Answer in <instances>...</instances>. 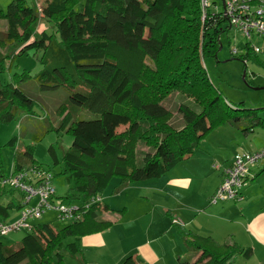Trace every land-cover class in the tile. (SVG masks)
<instances>
[{
  "label": "trees",
  "instance_id": "16d2710c",
  "mask_svg": "<svg viewBox=\"0 0 264 264\" xmlns=\"http://www.w3.org/2000/svg\"><path fill=\"white\" fill-rule=\"evenodd\" d=\"M9 1L6 11L0 10L5 28L0 31V74L10 68L9 58L29 52L39 54L42 68L34 77L36 93L29 92L24 85L31 78L28 70L14 72L10 80L0 82V125L17 120L22 112H33L35 106L48 116L43 98L46 93H54V114H62L55 129L68 134L70 143L60 159L52 145L47 151L51 164L61 163V172L73 177V194L58 198L78 199L82 215L77 220L61 221L58 229L49 223L32 224L30 233L14 247L0 241V264H65L60 247L66 239L97 233L112 224L100 215L109 210L101 201V193L113 176L119 177L120 185L157 178L187 158L213 128L228 123L252 131L258 125L264 126V118L256 109L226 100L199 63L200 56L215 57L220 49V32L230 29L222 10L213 11L209 6L202 19L196 0L201 17L191 27L176 23L189 0H84L81 4L77 0H33L35 6L27 5L26 0ZM39 19L53 24V32H36ZM173 23L176 26L171 33L169 27ZM179 39L172 74L165 81L156 78L157 92L183 90L188 84L207 96L193 97L195 104L189 102L200 109L180 103L177 111L183 127L161 133L153 151L145 152L139 164H128V157L123 154L125 139L117 129L129 125L131 133H143L145 123L168 116L160 94L143 100L139 94L150 64L159 61L169 42L175 44ZM242 49L243 52L232 56L244 64L251 59L264 66L250 42H245ZM52 103L55 105V100ZM126 103L133 106V113L124 111ZM242 118L250 123L238 122ZM20 156L28 158L29 163L18 161ZM1 167L0 159V197L8 194L7 198H0V215L7 217L25 203L24 194L13 186L7 189L3 180L29 167L50 170L34 158L30 147L16 151L10 175L3 173ZM249 177L248 173L246 182ZM181 234L188 249L194 247L199 256L179 257L178 264H230L238 255L244 259L251 256L250 248L218 244L209 236L190 230H182ZM64 248L70 256H80L76 259L78 264H95L83 259L84 248L76 241L65 243ZM122 264L140 263L136 255H128Z\"/></svg>",
  "mask_w": 264,
  "mask_h": 264
},
{
  "label": "rangeland",
  "instance_id": "374dc122",
  "mask_svg": "<svg viewBox=\"0 0 264 264\" xmlns=\"http://www.w3.org/2000/svg\"><path fill=\"white\" fill-rule=\"evenodd\" d=\"M196 0H189L188 5L184 12L180 13L179 20L176 23L183 25L190 24L191 27H195L200 22V15L197 11ZM216 2L218 9L222 10V0H209ZM10 1L0 0V6L2 11H6L7 5ZM84 0H77L78 4L83 3ZM27 5L35 6L33 0H26ZM37 7V6H36ZM1 8V7H0ZM176 24L170 25L171 31H174ZM53 24L50 22L39 19L35 24V31L45 29L47 32H53ZM195 29V28H194ZM223 29V28H222ZM3 21L0 20V31H4ZM171 33H174V32ZM189 37V34H187ZM220 49L216 53L215 57H202L200 56L199 63L205 68L208 79L212 85H214L229 102L238 105L243 102V106L251 109H256L257 114L264 118V66L258 62L249 59L247 63L231 55V49L237 48L238 51L243 52L245 42H250L251 46L260 47L261 52L258 55V59L264 61V37L253 35L251 39H247L241 32L235 29L222 30L219 35ZM169 42L164 49L158 62L150 64V67L145 71L143 81L145 86L139 96L141 100L156 98V94H160V102L168 109L169 114L166 118L160 120H154V122H147L143 127H147L143 133L138 131L137 134L131 133L129 125L119 126L117 132L123 135L125 139L123 154L127 155L128 164H139L141 158L145 152L153 151L155 141L161 139V133H167L169 131H175L183 127L184 123L180 113L177 111L180 103H194L196 98H204V92L201 89H191L186 84L183 90H168L164 93L157 92L156 78L160 81H165L172 74L173 63L175 62L176 49L175 45L181 43V39L175 42ZM8 51V49H6ZM203 58V59H202ZM10 68L6 69L4 74H0V82L10 80V76L14 73H20L23 70H28L31 74V78L24 85L28 88L29 92L36 93L34 77L40 72L42 65L39 62V54H33L29 52L9 58ZM243 70H245V77L243 78ZM191 75V74H190ZM259 88V89H257ZM197 90L193 93V91ZM42 95L41 93H37ZM54 93H46L43 98V104L48 116L45 115L43 109L35 106L33 112H22L19 114L18 119L8 124L0 125V159L1 170L3 173L11 174L13 168V160L16 151L21 152L24 149L30 147L34 158L43 164V168L50 170L52 173V186L55 189V204L59 203L60 196H65L70 193L73 194V177L61 172L62 166L60 164H51V159L48 155V147L52 145L60 159L62 153L68 148L70 143V136L68 134L57 132L56 124L61 118L62 114H54L56 107V99ZM55 100V105L53 101ZM193 108L200 109V107L194 104H190ZM124 111L134 112L133 106L126 103ZM87 116L86 114H84ZM238 122L242 124H249V119L242 118ZM256 127V126H255ZM244 127H237L236 133L230 135L227 139H221L225 141V144H221L222 150L219 151V155H226L231 146L239 145L240 148L248 150L253 147H258L264 143V126L258 125L254 131L249 132L247 135L244 133V139H242ZM215 129V128H213ZM211 129L210 132L213 130ZM209 132V133H210ZM212 133V132H211ZM211 133L209 135H211ZM224 134V133H223ZM220 138L225 137L223 135ZM206 136V135H205ZM202 138V140L205 138ZM217 136V135H216ZM236 136L239 139L236 143ZM247 136V140H246ZM232 137L235 139L232 140ZM230 138V139H229ZM202 140L200 142H202ZM210 141L208 140L206 145ZM206 145L203 146L206 147ZM241 150V149H240ZM18 161H23L25 164L29 163V159L25 157H19ZM213 166L218 167L217 163H213ZM250 180V179H249ZM120 183L118 176H113L106 188L101 193L103 200L110 205L114 210L103 211L100 215L102 219H117L113 228L107 229L103 234L109 235L105 245L101 246H86L83 250V258L96 262L97 264H122L115 258L116 251L120 248H127L129 245L133 246V253H139L141 264H178L176 258L179 256H186L188 254H194V257L199 256V251L194 247L188 249L184 244V239L177 232L178 224H182L181 221L176 223L168 216H161L156 209V204L162 197L156 196V190L152 188L156 183V178L147 179L139 182H133L129 184L125 189L115 190ZM248 183V181L246 182ZM7 189L10 187L7 184ZM144 185V186H143ZM150 187V189L148 188ZM152 188V189H151ZM4 195V196H3ZM0 198L3 200L8 197L7 192ZM38 197L34 196L30 199V202L26 206H35L38 203ZM71 204L78 205V199H69ZM212 203V202H210ZM124 209V214L118 210ZM13 209L9 215L13 213H20L22 211ZM117 210V211H116ZM19 216L17 218H19ZM58 213L54 209L45 210L42 213L41 218L34 219L31 224H43L49 223L53 228L58 229L62 226L58 218ZM7 218V217H5ZM0 215V220L5 219ZM16 218V219H17ZM15 219V220H16ZM14 221V220H13ZM12 222V221H11ZM3 223V222H1ZM30 233V229H22L20 231H13L7 234H0V241L8 246H17L21 238ZM70 241H76L80 243L79 238L71 237L66 239L60 250L63 254L65 264H75V258L71 257L65 250L64 244ZM142 243H147L148 248L151 251V257L149 259L143 258L140 255V248ZM198 254V255H197ZM139 258V257H138ZM244 259L242 256H236L233 258L230 264H241L240 260Z\"/></svg>",
  "mask_w": 264,
  "mask_h": 264
},
{
  "label": "crops",
  "instance_id": "0c3cea01",
  "mask_svg": "<svg viewBox=\"0 0 264 264\" xmlns=\"http://www.w3.org/2000/svg\"><path fill=\"white\" fill-rule=\"evenodd\" d=\"M5 1L8 2V0ZM0 7V10H2V6ZM258 55L260 54L258 53ZM236 128V126L228 123L216 127L211 131L212 133L210 132L211 135L208 133L205 136L199 146L187 158L177 162L156 178V183L152 188L156 190V196L162 197L156 204V209L162 213L161 216L168 215L173 221L179 220L182 222V224L176 225L177 232L181 237L182 230H190L201 236H209L218 244L234 243L241 248H250L251 256L248 259L240 260V263L264 264V172H262L264 163L260 162L250 167V180L241 188L240 200H224L210 203V197L222 179L221 169L215 168L213 163H217L218 167L225 166L231 162L233 156L237 153L264 149V143L258 147H250L248 150H244L245 148H240V150L239 144L231 146V150L226 155H219V151L222 150L221 144H225V141H221V139H227L230 135L237 133ZM244 133L247 135L249 132L244 131L243 135L241 134L242 139H244ZM222 134L226 136L220 138ZM238 134L240 133L238 132ZM238 138L233 140L235 137H232V140L237 143ZM208 140L210 143L206 145L205 143ZM204 145L206 147L203 148ZM129 184L134 183L126 185H120L119 183L115 190L125 189ZM148 188L150 189V187ZM101 201L108 205V212L114 210L103 200V197ZM124 209L118 210L121 212L120 215L124 214ZM18 216L19 213H13L8 215L7 218L4 217L5 219L3 221L0 220V222L8 223L15 220ZM106 220H110L112 224L100 232L80 237V243H77L82 248L105 245L109 235H104L103 233L107 229L113 228V224L115 226L117 219L106 218ZM184 244L186 246L185 241ZM133 249L131 245L127 248H120L116 251L115 258L122 262L126 256L136 255L137 258L139 257L140 263L139 253L136 252L134 254L132 252ZM140 255L146 259L151 257V251L147 243H142ZM186 256L179 257L183 258ZM77 258H80V256L75 258V264H78ZM83 259L97 264L85 259V256Z\"/></svg>",
  "mask_w": 264,
  "mask_h": 264
},
{
  "label": "built area",
  "instance_id": "2783aa9c",
  "mask_svg": "<svg viewBox=\"0 0 264 264\" xmlns=\"http://www.w3.org/2000/svg\"><path fill=\"white\" fill-rule=\"evenodd\" d=\"M199 3L202 19H204V11L207 7L211 6L213 11L218 10V6L212 2L210 4L209 0H199ZM222 14L227 19L229 28L241 32L247 39H251L253 35L264 37V0H225ZM239 51L234 47L231 49V55H238ZM253 51L260 53L261 49L253 46ZM262 160H264V149L251 152L242 151L235 154L229 164L217 167L221 169L222 179L210 197V202L240 200V191L246 184L250 166ZM51 180L50 172L36 167L17 171L3 180L4 184H9L24 194L23 203L25 205H28L34 196H37L39 200L35 206L23 208L16 220L8 223L0 222L1 235L22 229H31V221L41 218L42 213L48 209L56 210L57 218L63 222L77 220L81 217L82 211L78 205L60 198L59 203L55 204V189ZM176 221L174 220L175 223Z\"/></svg>",
  "mask_w": 264,
  "mask_h": 264
},
{
  "label": "water",
  "instance_id": "95a60500",
  "mask_svg": "<svg viewBox=\"0 0 264 264\" xmlns=\"http://www.w3.org/2000/svg\"><path fill=\"white\" fill-rule=\"evenodd\" d=\"M224 3H225V1L224 0H222V8L224 7ZM220 47H221V45H220ZM219 47V48H220ZM245 70H243V78L245 77ZM259 88H264V87H259ZM259 88H257V89H259Z\"/></svg>",
  "mask_w": 264,
  "mask_h": 264
}]
</instances>
